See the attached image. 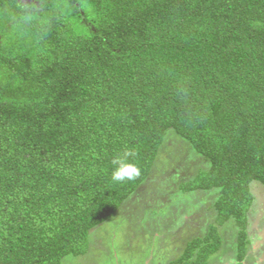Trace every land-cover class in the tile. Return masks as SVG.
<instances>
[{"label":"trees","instance_id":"1","mask_svg":"<svg viewBox=\"0 0 264 264\" xmlns=\"http://www.w3.org/2000/svg\"><path fill=\"white\" fill-rule=\"evenodd\" d=\"M168 130L207 162L215 223L170 264H207L218 226L247 252L264 185V0H0V264L87 253L148 177ZM124 151L140 168L111 178Z\"/></svg>","mask_w":264,"mask_h":264},{"label":"rangeland","instance_id":"2","mask_svg":"<svg viewBox=\"0 0 264 264\" xmlns=\"http://www.w3.org/2000/svg\"><path fill=\"white\" fill-rule=\"evenodd\" d=\"M207 167L186 140L168 130L148 177L111 219L91 231L87 253L60 264H170L187 241L202 237L215 223L216 190L181 189ZM250 190L243 264H264V185L252 181ZM218 231L221 246L207 264H234L236 226L230 220Z\"/></svg>","mask_w":264,"mask_h":264},{"label":"clouds","instance_id":"3","mask_svg":"<svg viewBox=\"0 0 264 264\" xmlns=\"http://www.w3.org/2000/svg\"><path fill=\"white\" fill-rule=\"evenodd\" d=\"M134 156L132 151H124L122 154L116 155L111 163L113 169L111 178L116 182H124L133 180L140 175V168L137 163L131 159Z\"/></svg>","mask_w":264,"mask_h":264}]
</instances>
